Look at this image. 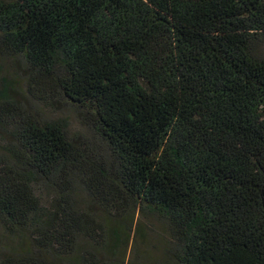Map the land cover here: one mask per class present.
Masks as SVG:
<instances>
[{
    "label": "trees",
    "instance_id": "16d2710c",
    "mask_svg": "<svg viewBox=\"0 0 264 264\" xmlns=\"http://www.w3.org/2000/svg\"><path fill=\"white\" fill-rule=\"evenodd\" d=\"M0 54L17 67L0 221L36 251L2 264H124L137 212L167 224L177 264H264V0H0Z\"/></svg>",
    "mask_w": 264,
    "mask_h": 264
},
{
    "label": "rangeland",
    "instance_id": "374dc122",
    "mask_svg": "<svg viewBox=\"0 0 264 264\" xmlns=\"http://www.w3.org/2000/svg\"><path fill=\"white\" fill-rule=\"evenodd\" d=\"M16 70L17 67L15 61L0 54V88L2 87L3 80L6 78L12 80L16 77ZM17 81H19L16 84L17 88L24 93L23 82H20L21 80ZM39 107L52 116H68L71 123V129L74 133L81 134L85 140H91L95 146H102L101 142L80 123L75 112L70 108L62 107L61 110L54 112L52 109L47 108L42 104H39ZM77 200L82 208L92 210L96 220L105 227L102 235L107 238L108 236L112 237L119 234L116 218L105 213L103 209L97 204H94L84 194H80L77 197ZM118 220L122 219L119 218ZM130 226V239L127 245H121L118 254L124 264H177L168 252V249L171 246L172 237L166 223L156 217L144 216L137 212L133 214ZM107 240L110 239H106V241ZM82 242H84V239H82ZM89 243L91 244L90 246H97V244H93L94 242L91 240ZM29 249L36 252L34 247L22 237L9 235L4 230L0 221V264H2L8 256L22 254V250ZM102 249H99L101 255L106 256L110 254L108 249Z\"/></svg>",
    "mask_w": 264,
    "mask_h": 264
}]
</instances>
